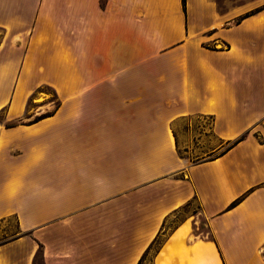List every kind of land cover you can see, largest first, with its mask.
I'll return each mask as SVG.
<instances>
[{"label":"crops","instance_id":"obj_1","mask_svg":"<svg viewBox=\"0 0 264 264\" xmlns=\"http://www.w3.org/2000/svg\"><path fill=\"white\" fill-rule=\"evenodd\" d=\"M194 202L154 264H264V0H0V264H142Z\"/></svg>","mask_w":264,"mask_h":264},{"label":"rangeland","instance_id":"obj_2","mask_svg":"<svg viewBox=\"0 0 264 264\" xmlns=\"http://www.w3.org/2000/svg\"><path fill=\"white\" fill-rule=\"evenodd\" d=\"M43 94L54 95V93L47 87L40 90ZM32 106L30 105V108ZM213 122L208 118L191 117L179 120L174 125V132L178 140V150L180 154L186 158H190L192 163H198L210 157L217 155L225 144H221L212 134L211 126ZM197 204L194 202L192 205L172 214L166 224L162 236L153 247L152 251L148 254L142 264H154V257L162 247L174 229L188 219H192V215L196 211ZM16 224L13 219L0 224V243L11 238L16 234ZM196 233L205 232V227H200Z\"/></svg>","mask_w":264,"mask_h":264},{"label":"trees","instance_id":"obj_3","mask_svg":"<svg viewBox=\"0 0 264 264\" xmlns=\"http://www.w3.org/2000/svg\"><path fill=\"white\" fill-rule=\"evenodd\" d=\"M244 137H245V136H243L242 138H240V139L238 140V142L241 141ZM236 204H237V202L234 203L232 206H235ZM165 224H166V223H164V228H165ZM164 228L162 229V232L164 231ZM160 236H162V233H160V235L157 237V239H156V240L153 242V244L148 248V250L146 251V253H145V255H144L143 259H142V261H144V260L146 259V257L148 256V254L152 251L153 247L155 246V244H156L157 241L159 240ZM7 241H10V240H6V242H7ZM4 242H5V241H4Z\"/></svg>","mask_w":264,"mask_h":264}]
</instances>
